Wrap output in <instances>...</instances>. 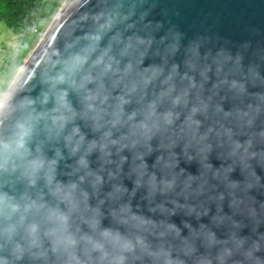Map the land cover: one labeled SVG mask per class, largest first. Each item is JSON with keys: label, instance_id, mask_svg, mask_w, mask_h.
<instances>
[{"label": "clouds", "instance_id": "9594fccd", "mask_svg": "<svg viewBox=\"0 0 264 264\" xmlns=\"http://www.w3.org/2000/svg\"><path fill=\"white\" fill-rule=\"evenodd\" d=\"M164 3L27 0L0 39V264H264V35Z\"/></svg>", "mask_w": 264, "mask_h": 264}, {"label": "water", "instance_id": "95a60500", "mask_svg": "<svg viewBox=\"0 0 264 264\" xmlns=\"http://www.w3.org/2000/svg\"><path fill=\"white\" fill-rule=\"evenodd\" d=\"M162 7L189 35L213 30L239 40L252 29L264 35V0H165Z\"/></svg>", "mask_w": 264, "mask_h": 264}, {"label": "trees", "instance_id": "16d2710c", "mask_svg": "<svg viewBox=\"0 0 264 264\" xmlns=\"http://www.w3.org/2000/svg\"><path fill=\"white\" fill-rule=\"evenodd\" d=\"M26 3L27 0H0V18H4L15 32L26 14Z\"/></svg>", "mask_w": 264, "mask_h": 264}, {"label": "rangeland", "instance_id": "374dc122", "mask_svg": "<svg viewBox=\"0 0 264 264\" xmlns=\"http://www.w3.org/2000/svg\"><path fill=\"white\" fill-rule=\"evenodd\" d=\"M15 33V30L7 23V21L4 18H0V39H7Z\"/></svg>", "mask_w": 264, "mask_h": 264}]
</instances>
